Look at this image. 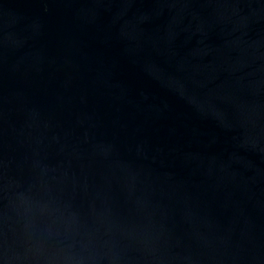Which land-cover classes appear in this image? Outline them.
<instances>
[{"label": "water", "instance_id": "95a60500", "mask_svg": "<svg viewBox=\"0 0 264 264\" xmlns=\"http://www.w3.org/2000/svg\"><path fill=\"white\" fill-rule=\"evenodd\" d=\"M0 264H264V0H0Z\"/></svg>", "mask_w": 264, "mask_h": 264}]
</instances>
